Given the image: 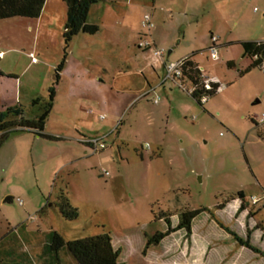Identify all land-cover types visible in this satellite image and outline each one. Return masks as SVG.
<instances>
[{
  "label": "rangeland",
  "instance_id": "rangeland-1",
  "mask_svg": "<svg viewBox=\"0 0 264 264\" xmlns=\"http://www.w3.org/2000/svg\"><path fill=\"white\" fill-rule=\"evenodd\" d=\"M119 1L131 12L125 18L118 10L104 15L108 32L121 37L120 31H126L128 40L137 43L140 18L152 15L151 34L159 38L155 46L163 51V62L191 57L219 90L201 106L190 96L188 80L182 86L162 84L164 68L154 72L151 67L162 61L150 52H137L136 43L130 50L117 41L107 45L117 70L129 60L132 67L146 66L137 82L161 85L151 94H138L118 121L92 124L89 136L104 138L106 146L96 153L89 148L86 155L70 141L39 140L28 131L11 134L0 149V240L15 232L21 253L30 258L25 264H77L65 252L59 261L46 254L44 238L51 231L66 241L109 234L121 250L122 264H264L240 250L223 229L245 240L257 229L256 221L264 231V208L255 216L252 208L238 209L240 192L249 200L264 190V129L252 122L264 113V74L250 68L240 44L264 38V0ZM56 2L63 18L65 4ZM96 13L93 8L89 19L100 22L102 14ZM20 19L0 21V52H5L0 68L16 72L22 88L35 89L34 103L47 102V62L62 58L63 34L36 41L28 26L16 24ZM212 36L218 38V60L211 57ZM11 41L17 45L11 47ZM30 51L36 52L38 66L29 64ZM54 107L45 133L61 131L64 124L71 130L75 107L64 97ZM34 108L24 105L30 117ZM62 191L78 211L74 220L65 219L57 206ZM199 209L206 211L193 221L190 238L178 230L145 249L147 236L167 230L165 219L175 228L182 212ZM257 239L251 237L254 245Z\"/></svg>",
  "mask_w": 264,
  "mask_h": 264
},
{
  "label": "crops",
  "instance_id": "crops-1",
  "mask_svg": "<svg viewBox=\"0 0 264 264\" xmlns=\"http://www.w3.org/2000/svg\"><path fill=\"white\" fill-rule=\"evenodd\" d=\"M57 4L58 3L56 0H46L42 13L38 19L21 18L20 20L24 21H18L20 23L16 24L19 26H28L27 31L35 35L36 41L40 38H50V41H52L53 38L63 34L66 23V5L65 9L63 10L64 17L62 18L61 7L60 9L58 8L59 12L57 14ZM120 4L121 2L119 0H107L106 2L97 4L91 8L89 17L91 16L92 9L94 8L95 12H97L96 15H99L101 12L102 19H99L101 23L98 22V20L88 19L89 23L96 25L102 24V27L95 35L89 36L80 34L71 41L69 48L65 53L66 57L64 61V67L59 73L58 79H56L55 71L58 65H60V63L64 60V52L61 56L62 58L47 62L51 77L49 78L51 82L48 83L47 86L48 90L55 82H57L56 94L54 96L53 102L50 100L45 102L43 98H41L42 100L35 101L34 103L35 97H37V92L35 89L33 87L25 86L22 88V84L19 80L20 78L16 72H13L12 70H3V68H0L4 75L0 77V113L5 112L6 109L17 107L23 112L24 119L33 121L37 120L41 114L49 110L46 121V124H48L56 114V109L54 107L56 101L64 97V100H66L71 107H75V111L71 115L72 117L70 116L74 124L72 125V128H70L71 130H65L67 126H64V124L61 126V131L48 133L49 135L57 137L62 141L76 143V145H73L74 147L80 148L82 146V150H84L85 154L87 155L90 147L88 145L82 144L81 140L85 138L96 137L89 136L88 133H91L90 129L93 126L92 124L99 119V115L104 114L112 121H118L131 107L132 103L137 99L138 94L147 92V94H151L155 92L159 85H161L158 83L155 86H151V84L146 79L143 83L137 82L135 80L136 76H143V70L146 69V66L141 68L140 64H135V66L132 67L129 60H127L124 62L125 69L121 70L120 67L117 70L113 64V61L111 62L109 60L110 57H108L106 52V48L108 47L107 45L110 46L114 43V41H117L119 44L122 43L123 45H127L126 48L130 50V43H136L134 39L131 40L132 42L128 40L126 31H120L121 37L120 35H118V37H114V33H112L111 30L110 32L107 31L110 28H107L106 26V17L104 15L108 13V15H112L111 12L118 10L124 14L123 17L125 18L128 13L131 12V9H129L130 7L128 8L123 6L121 9L123 3L121 6ZM141 19L142 18H140V23ZM140 23L138 22L136 29L134 30L137 37L140 34ZM102 34H105V36L101 37ZM151 40L154 45H157L159 42L157 35L154 37L153 34H151ZM253 41H264V38ZM10 45L11 47H15L17 44L11 41ZM137 52H142V54H144V51L139 49ZM0 53H2L0 54V63H2L5 60V52ZM23 53L26 55V52L23 51ZM29 53L34 52L30 51ZM40 53L42 54V52ZM39 62L40 61L38 59V63L34 64L32 61H30L29 64L32 66H38ZM154 64L151 66L154 69V72H157V69L161 67L163 69V66L160 63L154 62ZM22 97L25 98L26 105L29 104L31 106H35L34 109H36L37 112L34 114V116L30 117L25 113V104H23L24 100ZM50 106L51 108L49 109ZM92 106H94V108L89 109ZM36 137L39 140H44L39 136ZM263 193L264 190L262 194ZM239 202L245 204L247 200L245 198L244 200L238 199V208ZM243 206L246 207V205ZM260 210L261 209L254 210V216ZM243 211L244 210H242V212ZM256 224L257 229L254 231V234L253 232L250 233V244L264 253V231L261 229L262 224H260V222L256 221ZM252 236L258 238L256 245L252 243ZM239 247L240 250L248 251L252 256V259L261 258L264 260V257H262L260 254L254 253L246 247L240 245Z\"/></svg>",
  "mask_w": 264,
  "mask_h": 264
},
{
  "label": "trees",
  "instance_id": "trees-1",
  "mask_svg": "<svg viewBox=\"0 0 264 264\" xmlns=\"http://www.w3.org/2000/svg\"><path fill=\"white\" fill-rule=\"evenodd\" d=\"M66 5V23L63 33L64 41V60L58 65L55 71L56 79L64 67L66 52L71 41L78 35H95L99 32L100 27L96 24L89 23V14L93 6L106 2L107 0H62ZM46 0H0V21L15 18L22 19H38L42 13ZM243 56L251 60L250 68H259L264 60V41L260 42H241ZM230 67L234 66L233 62H229ZM183 80H188L192 84V90L189 92L193 100L204 105L208 99L215 95L219 90V84L210 83V89H207L201 79V72L197 64L191 57H188L183 68ZM4 76L0 69V77ZM57 82H55L48 90L50 101L53 102L56 94ZM203 99H207L203 103ZM51 106L49 107V109ZM49 110L40 115L37 120H26L23 112L19 108H9L5 112L0 113V149L13 133L28 131L40 138L57 142L60 139L45 133V126ZM256 127L259 126L255 120H252ZM239 200H244L242 192L238 194ZM57 206L61 215L68 220H74L78 216L76 208L72 207L65 192L62 191L58 196ZM223 208V205L219 206ZM241 210H245V206H241ZM205 209L194 211L186 210L180 214L179 222L175 228L172 227L169 219H165L167 230L165 232H156L151 236H147L145 249L151 246H158L161 241L175 231L183 230L188 238L192 236L193 221ZM251 215H254L253 212ZM221 225V224H220ZM223 228V227H222ZM228 234L234 237L236 242L243 247L260 254L264 257V253L250 244V233L247 239L243 240L227 228H223ZM44 248L47 255L53 261L60 260V254L65 252L77 264H122L120 261L121 250L116 249L113 240L109 234L88 237L85 239H77L66 241L59 233L51 231L44 238ZM22 245L19 236L15 232H8L0 240V264H25L30 258L27 253H21ZM30 263V262H29Z\"/></svg>",
  "mask_w": 264,
  "mask_h": 264
},
{
  "label": "built area",
  "instance_id": "built-area-1",
  "mask_svg": "<svg viewBox=\"0 0 264 264\" xmlns=\"http://www.w3.org/2000/svg\"><path fill=\"white\" fill-rule=\"evenodd\" d=\"M153 28H154V23L152 20V15L144 14L141 20V30L139 34L137 48L144 52L147 51L150 52L151 55L154 57L155 61H162V66L165 70V77L162 81V84L165 83L166 81H173L174 83L182 86L183 68L185 66L187 58L177 64H166L165 62H163V55H164L163 51L159 50L151 40V30ZM211 41H212V48L210 49L211 57L213 60H218L219 56L216 46V43L218 42V38L212 36ZM29 57L31 58L32 63L34 64L38 63V58L35 53H30ZM260 70L264 74V60L260 65ZM200 72H201V79L203 80L205 87L207 89H210V83L212 81L206 78L201 70ZM158 101H159V97H155L154 103L158 104ZM206 101L207 99H203L202 102L206 103ZM106 118L107 116L104 114L99 115V119L102 121L105 120ZM257 124L259 126H264V113H262V115L259 117ZM103 139L104 138H100V137L85 138L81 140V143L88 145L92 149V152L96 153L99 149L103 150L106 148ZM242 205H246L247 207L252 208L253 210L264 208V193L261 196H251L250 199L247 200V202H245V204L239 202L238 209H240ZM245 210L248 211L246 207Z\"/></svg>",
  "mask_w": 264,
  "mask_h": 264
},
{
  "label": "flooded vegetation",
  "instance_id": "flooded-vegetation-1",
  "mask_svg": "<svg viewBox=\"0 0 264 264\" xmlns=\"http://www.w3.org/2000/svg\"><path fill=\"white\" fill-rule=\"evenodd\" d=\"M248 215H250V213L248 212Z\"/></svg>",
  "mask_w": 264,
  "mask_h": 264
},
{
  "label": "water",
  "instance_id": "water-1",
  "mask_svg": "<svg viewBox=\"0 0 264 264\" xmlns=\"http://www.w3.org/2000/svg\"><path fill=\"white\" fill-rule=\"evenodd\" d=\"M7 200H10V198H8Z\"/></svg>",
  "mask_w": 264,
  "mask_h": 264
}]
</instances>
